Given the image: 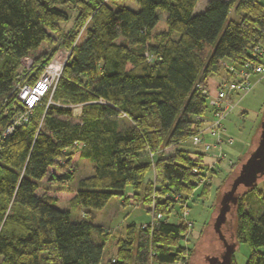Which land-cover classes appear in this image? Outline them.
<instances>
[{
  "label": "trees",
  "instance_id": "obj_1",
  "mask_svg": "<svg viewBox=\"0 0 264 264\" xmlns=\"http://www.w3.org/2000/svg\"><path fill=\"white\" fill-rule=\"evenodd\" d=\"M131 1L139 11L103 0H0L2 264H173L186 258L191 264L193 249L182 245V206L165 195L187 199L207 167L204 154L178 146L203 127L198 117L209 112L208 81L224 76L222 62L243 64L255 46L264 47V6L261 0H211L196 14L200 0ZM232 10L239 21H230ZM44 43L50 54L34 60L24 80L35 83L59 46L70 51L63 74L29 121L2 137L9 121L3 108L22 109L13 92L22 60ZM170 147L176 150L167 157ZM79 160L92 163L94 173L75 188H55L76 181ZM128 187L147 204L158 195L155 214L164 219L145 229L130 224L118 238L116 257L106 262L110 232L95 224V211ZM247 193L235 208L234 240L252 246L247 264H264V194L262 212L253 218L242 213ZM64 201L68 209L56 206ZM173 215L177 222L170 221Z\"/></svg>",
  "mask_w": 264,
  "mask_h": 264
},
{
  "label": "rangeland",
  "instance_id": "obj_2",
  "mask_svg": "<svg viewBox=\"0 0 264 264\" xmlns=\"http://www.w3.org/2000/svg\"><path fill=\"white\" fill-rule=\"evenodd\" d=\"M210 1L211 0H200L196 11L202 12L207 9ZM261 2L264 6V0H261ZM109 3L110 6L114 8L125 6L134 11L140 10V5L131 0H111ZM75 15L76 12H72L71 22ZM162 16L165 15L162 14ZM231 20L239 21V18L233 10L230 13V21ZM68 23H66V25H69ZM72 24L73 23H70V26ZM66 25H64V27ZM82 37L83 35L80 34V40ZM65 51L66 49L59 46L54 57L60 54H68V52ZM48 54H50L48 44L44 43L36 52L30 55L31 59H33L31 67L34 65V60H38L39 62L40 57ZM41 62L43 61H40L39 63ZM26 66L27 65H24V68L28 70ZM21 69L23 81L29 83L24 80V77L27 73H30L31 70L24 71L23 67H21L20 70ZM252 81L254 82V86L251 91L233 97L234 107L223 120V126L225 129V134L223 135L224 142L218 146L215 144V137L206 136L207 141L208 143H211L210 145L212 148L205 157V166L208 171L204 177L205 181L199 183L198 188L187 199L183 197L185 199L184 205L187 206V209H189L190 212L188 220L193 223V226L190 229L188 221L182 218V221L187 226V238L182 245L193 249L192 256L190 255L189 257L191 264H203L207 257L219 253L220 250L224 248V239L227 242L232 241L230 234L233 230L229 234L226 227H228V221L232 223L233 227H235V212L233 215L231 213L228 215V220L222 227L224 239L221 238L220 234L215 229V220L219 213L220 201L224 192L230 189V183L237 174L239 168L259 145L261 126L264 121V75L260 78L253 77ZM75 112H79L78 107H76ZM73 120H78L77 114H74ZM228 139H233L232 145L227 143ZM204 147L205 144L195 146L191 139L178 146L180 149L193 152H203ZM175 150L176 147L167 148L165 149L164 154L167 157L172 156L174 155ZM213 154L221 155L219 162L215 163L217 160L213 157ZM93 173L94 167L92 163L87 160H79L77 162L76 181L69 184L55 185L54 187L75 188L77 180L90 176ZM150 175L151 173L148 174V177H150ZM155 176L156 173L153 171L151 178L155 180ZM207 185L209 186L206 187ZM45 186H47L46 181H43L39 190L40 194L44 192ZM239 192H249L244 197L242 213L244 215L249 214V216L253 218L258 217L263 209L261 194H264V176L258 180L257 186L254 190L251 191L245 186H241ZM133 195L134 193L132 192V189L128 187L125 190L124 195H114L103 209L95 211V224L102 225L106 232H110V234H108V243L104 254V261L106 262L110 258L116 257L118 251V238L125 236L127 227L130 224L135 223L139 226L149 223L152 220V210L150 211L149 204L145 202H137ZM177 202L179 201L177 200ZM56 206L60 209H68L70 205L68 201H64L58 203ZM181 206L182 209L178 210L181 212L180 216L183 215L182 212L184 211L183 205ZM83 214V210L78 211L80 217H82ZM170 221L177 222L178 218L173 215L170 218ZM99 235L100 233L94 234L96 240L99 239ZM252 252L253 248L249 243L238 244L235 250L233 264H247ZM0 264H2L1 257Z\"/></svg>",
  "mask_w": 264,
  "mask_h": 264
},
{
  "label": "built area",
  "instance_id": "obj_3",
  "mask_svg": "<svg viewBox=\"0 0 264 264\" xmlns=\"http://www.w3.org/2000/svg\"><path fill=\"white\" fill-rule=\"evenodd\" d=\"M110 1L111 0H103L104 3H109ZM65 52H68V54L55 56L51 62L44 67L41 76L33 84L25 83L23 81L22 69L20 70L13 92L17 95V101L21 102L22 109L16 111L15 105L11 107L5 106L3 108V115L9 118V121L7 122L5 128L1 131L2 137L11 135L15 129L28 122L40 102L49 94L54 93L70 56V51L66 50ZM251 55V58L246 60L243 64L222 62L224 69L223 79L218 84L215 94H213L210 90L206 92L208 96L209 112L204 116L198 117V120L202 122L203 127L198 134H195L190 138L195 146L205 144L204 150L201 152L205 155V157L212 148L210 145L211 143H208L207 141V135L209 137H215V144L218 146L224 142L223 135L225 134V129L223 126V120L228 116L234 107L233 97L235 95L251 91L254 86L252 78H260L264 75V47L260 45L255 46ZM32 63L33 59H31V57H26L22 60L23 66L21 67H23L24 71L31 70ZM24 65H27L26 67L28 70L24 68ZM12 110H15L13 115H11ZM227 143L232 145L233 139H228ZM76 144L80 147L83 146V144ZM213 157L217 160L215 163L219 162L221 159L220 154H213ZM206 173H208V171ZM204 181L205 179L203 178L200 183H203ZM166 197L176 201L178 200L180 204L182 203L181 205H183L184 209L182 212V218L188 221L189 228L191 229L193 223L188 220L190 212L189 209H187V206L184 205L185 199L183 196L180 193H171ZM134 199L139 203H144L142 199L135 197ZM157 199L158 195L154 194L152 201L149 203V209L152 210V220L149 223L142 224L144 229L147 228L149 224L154 226L159 220L164 219V216L161 213L155 214ZM187 263L188 259L186 258V260H179L173 264Z\"/></svg>",
  "mask_w": 264,
  "mask_h": 264
},
{
  "label": "water",
  "instance_id": "obj_4",
  "mask_svg": "<svg viewBox=\"0 0 264 264\" xmlns=\"http://www.w3.org/2000/svg\"><path fill=\"white\" fill-rule=\"evenodd\" d=\"M264 176V121L261 126V135L258 147L250 157L241 165L237 174L230 183V189L224 192L220 201L219 213L215 220V229L224 239L222 227L228 220V215L235 212L241 195L239 188L245 186L252 190L257 186L258 180ZM238 243L234 240L227 242L221 258L211 259L210 264H233V257Z\"/></svg>",
  "mask_w": 264,
  "mask_h": 264
},
{
  "label": "crops",
  "instance_id": "obj_5",
  "mask_svg": "<svg viewBox=\"0 0 264 264\" xmlns=\"http://www.w3.org/2000/svg\"><path fill=\"white\" fill-rule=\"evenodd\" d=\"M196 8H197V7H196ZM202 12H203V11H202ZM195 13H196V14H199V13H201V12L195 10ZM70 23H73V21H72V22L70 21V22L68 23L69 25H66V26H65V30H66V31H69V30L72 29L73 24L70 26ZM222 79H223V75L213 76V77H211V78L209 79V81H208L209 90H210L213 94H215L216 89H217V86H218V84L220 83V81H221ZM76 107H78V109H79V112H78V113L75 112ZM76 107H75V109H74V114H77V115H78V118H79L80 115H81V113H82V106L79 105V106H76Z\"/></svg>",
  "mask_w": 264,
  "mask_h": 264
},
{
  "label": "flooded vegetation",
  "instance_id": "obj_6",
  "mask_svg": "<svg viewBox=\"0 0 264 264\" xmlns=\"http://www.w3.org/2000/svg\"><path fill=\"white\" fill-rule=\"evenodd\" d=\"M227 225H228V227H226V228H227V231L229 232V234L233 230V232L230 234L231 235V238L233 239V237H234V227L232 226V223L229 222V221L227 222ZM224 241H225L224 242V248L222 250H220L219 253L207 257V259L203 262V264H210L211 259H213V258H221L222 254H223V252L225 250V245L227 243V241L225 239H224Z\"/></svg>",
  "mask_w": 264,
  "mask_h": 264
}]
</instances>
